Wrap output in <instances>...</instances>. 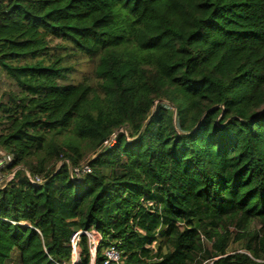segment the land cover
Here are the masks:
<instances>
[{
  "label": "trees",
  "instance_id": "1",
  "mask_svg": "<svg viewBox=\"0 0 264 264\" xmlns=\"http://www.w3.org/2000/svg\"><path fill=\"white\" fill-rule=\"evenodd\" d=\"M1 77L0 264H264V0H0Z\"/></svg>",
  "mask_w": 264,
  "mask_h": 264
},
{
  "label": "built area",
  "instance_id": "2",
  "mask_svg": "<svg viewBox=\"0 0 264 264\" xmlns=\"http://www.w3.org/2000/svg\"><path fill=\"white\" fill-rule=\"evenodd\" d=\"M11 160V156L3 151V153H0V169L4 167L9 161ZM88 170L87 166H83V168L80 170L76 168V172L82 173L84 171ZM1 173V170H0ZM78 173V174H79ZM77 175V174H75ZM12 174L9 175V178H11ZM1 178V176H0ZM33 179L35 181H38L39 178L37 176H34ZM84 234L86 236V239L90 246L91 251V257H94L93 250H95L98 243L101 241L102 236L96 229L91 230H78L74 232L71 235L70 244H71V263L77 260L78 258V241H79V235ZM103 264H124L121 252L118 250V248L115 245L108 246L103 253ZM206 264H210V262H207Z\"/></svg>",
  "mask_w": 264,
  "mask_h": 264
},
{
  "label": "rangeland",
  "instance_id": "3",
  "mask_svg": "<svg viewBox=\"0 0 264 264\" xmlns=\"http://www.w3.org/2000/svg\"><path fill=\"white\" fill-rule=\"evenodd\" d=\"M91 67H92V64L90 63V60L83 59L79 66V72H76V76H78L80 73H86L87 71L91 69ZM13 90H14V87L11 84H9V82L5 78L1 77L0 78V97H2L4 101H7L9 98V94ZM0 153H3V150L0 149ZM75 170H74V174H77L76 176H79L81 173L78 172L79 173L78 174ZM236 249H239V250L242 249V245L240 242L231 243L229 245L228 250H236ZM15 255H16V250L14 249L13 251L14 258H15ZM7 264H14V262L8 261Z\"/></svg>",
  "mask_w": 264,
  "mask_h": 264
},
{
  "label": "water",
  "instance_id": "4",
  "mask_svg": "<svg viewBox=\"0 0 264 264\" xmlns=\"http://www.w3.org/2000/svg\"><path fill=\"white\" fill-rule=\"evenodd\" d=\"M83 168V166L81 167V169Z\"/></svg>",
  "mask_w": 264,
  "mask_h": 264
}]
</instances>
